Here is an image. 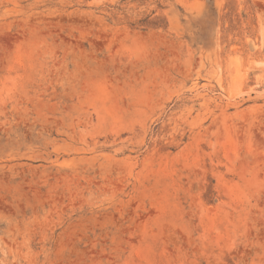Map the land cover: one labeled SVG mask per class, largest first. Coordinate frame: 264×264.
<instances>
[{"label": "rangeland", "instance_id": "rangeland-1", "mask_svg": "<svg viewBox=\"0 0 264 264\" xmlns=\"http://www.w3.org/2000/svg\"><path fill=\"white\" fill-rule=\"evenodd\" d=\"M0 264H264V0H0Z\"/></svg>", "mask_w": 264, "mask_h": 264}]
</instances>
